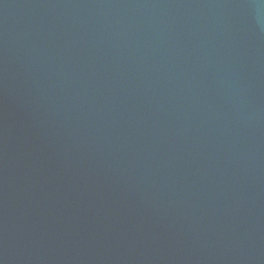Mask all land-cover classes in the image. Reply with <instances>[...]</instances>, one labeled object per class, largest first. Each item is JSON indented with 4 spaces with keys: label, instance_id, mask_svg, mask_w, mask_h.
<instances>
[{
    "label": "water",
    "instance_id": "water-1",
    "mask_svg": "<svg viewBox=\"0 0 264 264\" xmlns=\"http://www.w3.org/2000/svg\"><path fill=\"white\" fill-rule=\"evenodd\" d=\"M0 264H264V0H0Z\"/></svg>",
    "mask_w": 264,
    "mask_h": 264
}]
</instances>
